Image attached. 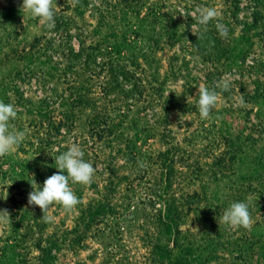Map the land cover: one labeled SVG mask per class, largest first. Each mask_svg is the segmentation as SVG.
I'll list each match as a JSON object with an SVG mask.
<instances>
[{"label": "rangeland", "instance_id": "1", "mask_svg": "<svg viewBox=\"0 0 264 264\" xmlns=\"http://www.w3.org/2000/svg\"><path fill=\"white\" fill-rule=\"evenodd\" d=\"M22 2L0 0V101L26 133L0 157V264H264V0H54L52 28ZM203 7L226 39L216 21L192 33ZM201 86L218 95L208 120ZM73 142L93 181L42 213L33 179ZM233 202L251 230L221 222Z\"/></svg>", "mask_w": 264, "mask_h": 264}, {"label": "clouds", "instance_id": "2", "mask_svg": "<svg viewBox=\"0 0 264 264\" xmlns=\"http://www.w3.org/2000/svg\"><path fill=\"white\" fill-rule=\"evenodd\" d=\"M53 4L54 0H23L21 6L30 13L33 18L38 19L42 25L52 28L55 25ZM181 15L189 16L188 13H183ZM191 17L196 21L191 31L197 38L202 37L203 32L208 30L207 26L212 21H216L215 27L220 37L222 39L227 38L228 29L220 22L222 13L217 8H198ZM217 87L226 91L230 87V81H218ZM198 93L199 99L197 108L200 119L208 120L211 112L217 105L218 95L215 90L209 89L207 86H201L198 89ZM16 117L17 111L15 106L11 103L6 104L0 101V157L12 154L26 138L25 132L13 130L10 125V120H14ZM83 157L84 152L77 143L73 142L68 145L66 151L55 157V167L59 170L58 172L48 176L43 181L42 187L38 186L33 179V184H31L32 191L28 193L27 203L29 205L38 206L42 213H47L48 209L54 204L62 206L66 212L72 211L80 201L75 195L72 187H70V182L72 184L89 185L92 183L96 171L93 164L85 161ZM12 182L8 184V186L11 185ZM33 185H35V187ZM7 195L8 193L6 190L5 199ZM42 219L45 222H51L53 217L50 215H43ZM0 220H6L10 223L7 210H0ZM220 220L229 228H244L251 230L254 224L249 212V206L245 202L231 203L223 212Z\"/></svg>", "mask_w": 264, "mask_h": 264}, {"label": "trees", "instance_id": "3", "mask_svg": "<svg viewBox=\"0 0 264 264\" xmlns=\"http://www.w3.org/2000/svg\"><path fill=\"white\" fill-rule=\"evenodd\" d=\"M79 56H80V54H77V53L71 54V57L69 58V61L71 59H73V60L74 59H77ZM22 79L23 78H22L21 74L18 72L17 75H16V79L15 80H12L13 83H10L13 86V90L15 91V93H19L20 94V92L18 90L19 89V86H18L17 83H19L20 81H22ZM65 127L67 128V125L66 124H61L60 123L58 129L61 131L63 128L65 129ZM176 231H177V234L179 235L178 227L176 228ZM176 240L178 241V236H176ZM177 241L175 243H177Z\"/></svg>", "mask_w": 264, "mask_h": 264}]
</instances>
